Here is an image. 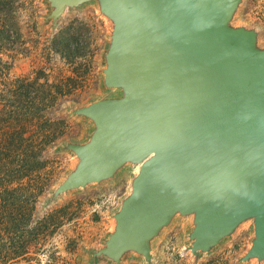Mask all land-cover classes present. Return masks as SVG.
<instances>
[{"label":"water","instance_id":"obj_1","mask_svg":"<svg viewBox=\"0 0 264 264\" xmlns=\"http://www.w3.org/2000/svg\"><path fill=\"white\" fill-rule=\"evenodd\" d=\"M90 1L48 0L47 19ZM97 1L113 22L104 83L123 94L74 110L95 128L66 146L78 162L53 199L137 164L94 259L151 261L152 240L192 215L196 257L253 220L241 261H264V47L255 29L231 24L242 0Z\"/></svg>","mask_w":264,"mask_h":264},{"label":"rangeland","instance_id":"obj_2","mask_svg":"<svg viewBox=\"0 0 264 264\" xmlns=\"http://www.w3.org/2000/svg\"><path fill=\"white\" fill-rule=\"evenodd\" d=\"M50 8L48 0H0V141L9 148L0 176L22 177L35 188L31 199L30 193L0 192L6 214L20 205L29 214L34 207L33 225L22 223L17 232L7 216L0 264H264L256 258L241 261L255 237L253 220L196 257L188 250L192 215H176L152 240L151 261L133 251L121 263L94 259L115 229L113 214L131 192L139 165L127 163L110 179L53 199L78 162L66 146L88 141L95 128L74 110L123 93L104 83L113 22L99 2L68 9L54 28L46 22ZM231 24L255 29L264 47V0H242ZM14 243L26 244L21 252L27 254L12 260Z\"/></svg>","mask_w":264,"mask_h":264},{"label":"trees","instance_id":"obj_3","mask_svg":"<svg viewBox=\"0 0 264 264\" xmlns=\"http://www.w3.org/2000/svg\"><path fill=\"white\" fill-rule=\"evenodd\" d=\"M21 139H24L20 136ZM26 140V139H25ZM3 142L0 141V170L2 169V167L4 166L3 161L7 155V157L9 156V153H7V149H9L8 147H6V144H2ZM8 146V145H7ZM26 152L29 151V153L31 152V154H29V156H35L34 154V150L30 149L29 147L26 148L25 150ZM34 185L32 183L29 182H24L22 177H15V178H5L0 176V192L1 191H10L11 192V196H17L20 195L21 193L23 195H25L26 193H30L32 191H34ZM34 194V193H33ZM31 195V193H30ZM33 196L31 195V197H29L30 199ZM6 208L7 206L1 204L0 205V235L2 234V230L5 229V220L7 218V216H10V221L14 224L15 227V231L17 232L20 229V226L22 223H26V224H30L33 225L31 223L32 220V216H33V211H34V207L30 206V210L31 212L29 214H27L24 210L27 209L28 207L24 208L23 206H17L14 207L15 210L12 211V213L10 214H6ZM26 213V214H25ZM12 247V251L14 253V256L12 257V259H17L18 257H20L23 253H21L22 248L26 247V244H16L14 243V245L11 246ZM4 261H9L7 259H4Z\"/></svg>","mask_w":264,"mask_h":264},{"label":"crops","instance_id":"obj_4","mask_svg":"<svg viewBox=\"0 0 264 264\" xmlns=\"http://www.w3.org/2000/svg\"><path fill=\"white\" fill-rule=\"evenodd\" d=\"M79 7H80V6H79ZM69 9H70V8H69ZM51 10H52V8H50V11L47 13V16H48L49 13L51 12ZM66 11H68V9H67ZM65 13H66V12H65ZM47 16H46V22H48V23L51 25V27H53V28L56 27V26H57V22H58L59 19H58L57 21H53L52 19L48 20V19H47ZM93 124H94V123H93ZM78 143H79V142H78ZM56 199H57V198H56ZM117 211H118V210H117ZM117 211H115V213H116ZM115 213H114V214H115ZM114 214H113V217H114ZM111 223H112V222H111ZM112 225H113V227L115 228L114 219H113V224H112ZM112 225H111V227H112ZM111 233H112V232H111ZM111 233H110V234H111ZM110 234H109V235H110ZM21 253H23V254H22L20 257H18V258H21V257H23L24 255L27 254V252H21ZM125 256H126V254L123 256L122 259H124ZM18 258H17V259H18ZM12 260H14V259H12ZM120 263H121V262H120Z\"/></svg>","mask_w":264,"mask_h":264}]
</instances>
